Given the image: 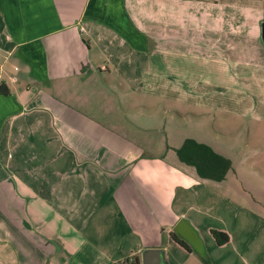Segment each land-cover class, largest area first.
Here are the masks:
<instances>
[{
  "label": "crops",
  "instance_id": "0c3cea01",
  "mask_svg": "<svg viewBox=\"0 0 264 264\" xmlns=\"http://www.w3.org/2000/svg\"><path fill=\"white\" fill-rule=\"evenodd\" d=\"M263 22L264 0H0V264H264V210L217 193L229 210L203 237L194 191L212 189L117 114L130 89L220 86L198 64L261 106Z\"/></svg>",
  "mask_w": 264,
  "mask_h": 264
},
{
  "label": "rangeland",
  "instance_id": "374dc122",
  "mask_svg": "<svg viewBox=\"0 0 264 264\" xmlns=\"http://www.w3.org/2000/svg\"><path fill=\"white\" fill-rule=\"evenodd\" d=\"M192 68L197 80L209 74L208 80L220 86L177 90V93L172 90V94L168 96L176 97V101H169L166 96H161L152 89H146L145 92L130 89L129 95L122 101V110L117 114L123 116L128 113L127 118L136 125H129L131 133L136 132L134 128L152 130L141 135H131L135 141L146 143L149 153L156 155L163 151L169 163L179 165L188 172L196 174L194 168L180 163L174 151L187 138L210 144L233 160L234 172L224 182L207 181L198 177L199 181H205V186L212 189L210 196L208 192H203L201 185H196L194 191L196 196L203 194L197 208L205 209L209 206L208 214H197L193 220L198 221L202 235L206 237V225H217L229 210L216 199L219 196L217 193L230 195L242 206L255 211L264 210V103L260 106V100L252 96L248 88H239L233 73H220L219 78L216 73L211 72V67L205 69L202 64H198ZM219 81L224 83L219 84ZM178 95H186V98L179 101ZM144 102L146 111H139L136 107ZM152 141H155L154 148H149ZM191 244L198 249L196 242ZM199 257H188L187 263L204 264Z\"/></svg>",
  "mask_w": 264,
  "mask_h": 264
},
{
  "label": "trees",
  "instance_id": "16d2710c",
  "mask_svg": "<svg viewBox=\"0 0 264 264\" xmlns=\"http://www.w3.org/2000/svg\"><path fill=\"white\" fill-rule=\"evenodd\" d=\"M0 94H10L7 85H0ZM176 153L179 161L195 168L198 176L202 179L222 182L234 170V163L230 158L217 152L211 145L193 138L185 139L182 146L176 149ZM212 234L219 245H225L229 242V236L224 232L213 230ZM174 237L182 246L188 248L185 242L179 240L176 236Z\"/></svg>",
  "mask_w": 264,
  "mask_h": 264
},
{
  "label": "water",
  "instance_id": "95a60500",
  "mask_svg": "<svg viewBox=\"0 0 264 264\" xmlns=\"http://www.w3.org/2000/svg\"><path fill=\"white\" fill-rule=\"evenodd\" d=\"M262 40L264 42V22L261 24ZM141 264H166L164 252L161 249H148L142 253Z\"/></svg>",
  "mask_w": 264,
  "mask_h": 264
}]
</instances>
